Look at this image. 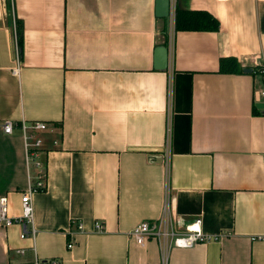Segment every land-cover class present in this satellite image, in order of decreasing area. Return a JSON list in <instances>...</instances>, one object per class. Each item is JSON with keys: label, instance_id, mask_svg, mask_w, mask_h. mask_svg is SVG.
<instances>
[{"label": "crops", "instance_id": "crops-1", "mask_svg": "<svg viewBox=\"0 0 264 264\" xmlns=\"http://www.w3.org/2000/svg\"><path fill=\"white\" fill-rule=\"evenodd\" d=\"M154 7L0 0V196L12 217L36 169L20 131L5 134L2 123L55 130L45 140V188L32 195L34 236L21 238L19 223L0 226V264H161L158 244L139 245L129 232L160 217L166 181L177 229L199 220L219 235L172 248L167 264H264V240L252 239L264 235V110L252 111L264 76L219 72L225 56L264 66V0H171L169 24ZM176 7L207 10L220 27L176 32ZM159 44L172 45L166 71L153 68Z\"/></svg>", "mask_w": 264, "mask_h": 264}, {"label": "built area", "instance_id": "built-area-1", "mask_svg": "<svg viewBox=\"0 0 264 264\" xmlns=\"http://www.w3.org/2000/svg\"><path fill=\"white\" fill-rule=\"evenodd\" d=\"M171 45V44H170ZM168 46V51L170 48ZM172 52V45L170 48ZM18 62V58L16 59ZM256 63L257 71L264 76V66ZM14 72H18L15 69ZM256 96L259 99H264V82L263 85L257 90ZM168 100L169 105L166 112L165 122V144L164 152L166 156V165L169 166V157L171 149V129H172V110H171V82L169 80L168 88ZM17 128L20 131L27 166H33L36 169L35 182L29 184L28 187L21 192V212L17 217H12L8 213V200L6 195L0 196V226L7 227L13 223H19L22 225L20 233L21 238L28 236H34V211L32 195L34 192L42 191L46 185V171L44 155L45 140L47 135H53L54 128L50 127L48 123L40 120L27 121L22 119L20 121L6 120L2 123V130L5 134H11L14 129ZM54 145L58 144L57 139H53ZM29 225V226H28ZM178 222L176 217L172 213L169 202V186L166 181L165 185V201L163 211L158 219L155 221L144 220L136 224L129 232L130 236L139 245H144L146 242L155 241L160 249L161 264H167V258L172 248H189L198 243H206L208 241L217 239L219 235H209L201 231L199 220H195L193 223L185 225L183 230L177 229ZM78 228L82 229V224H78ZM104 229L103 224L100 221L94 223V230L101 232ZM255 240H264V235H257L252 237ZM73 243L69 241L67 248H72ZM22 252V250H19ZM49 264H59L57 259H51Z\"/></svg>", "mask_w": 264, "mask_h": 264}, {"label": "trees", "instance_id": "trees-1", "mask_svg": "<svg viewBox=\"0 0 264 264\" xmlns=\"http://www.w3.org/2000/svg\"><path fill=\"white\" fill-rule=\"evenodd\" d=\"M175 31H217L220 27L219 20L209 11L203 9H183L176 7L174 12ZM19 41L21 48L22 26L17 21ZM253 71L256 67H252ZM220 73H241L243 66L233 56H225L219 59ZM254 114L259 110L253 105Z\"/></svg>", "mask_w": 264, "mask_h": 264}, {"label": "water", "instance_id": "water-1", "mask_svg": "<svg viewBox=\"0 0 264 264\" xmlns=\"http://www.w3.org/2000/svg\"><path fill=\"white\" fill-rule=\"evenodd\" d=\"M171 0H155L154 14L156 18L164 19L166 24L170 21ZM169 65V51L167 44H159L154 48L153 68L166 71ZM243 72H252L251 67H244ZM255 107L264 110V101L255 103Z\"/></svg>", "mask_w": 264, "mask_h": 264}]
</instances>
